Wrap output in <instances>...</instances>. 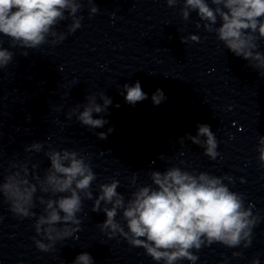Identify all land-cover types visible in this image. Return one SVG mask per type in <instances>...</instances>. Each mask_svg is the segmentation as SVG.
<instances>
[{"label": "clouds", "instance_id": "1", "mask_svg": "<svg viewBox=\"0 0 264 264\" xmlns=\"http://www.w3.org/2000/svg\"><path fill=\"white\" fill-rule=\"evenodd\" d=\"M86 2L91 18L99 8L95 0ZM165 2L173 9L180 5V16L185 21L195 12L200 21L197 28L202 24L206 32L215 34L225 49L247 61L245 66L260 70V75L264 76V52L260 51V42L264 41V0ZM83 6L82 0H0V69L13 60L15 54L10 48L38 49L44 44L54 47L62 43L82 27L83 16L78 13ZM69 20L66 31L57 30L61 22ZM5 37L7 48L4 47ZM189 41L200 43L201 37L196 34L180 37L182 44ZM21 55L27 57L28 51H22ZM120 94L133 106L148 99L139 81L131 85L125 83ZM166 99L159 88L151 96L154 106ZM85 101L75 104L65 114L66 119L75 117L89 129L104 128L110 123L104 116L110 115L111 97L100 92L87 94ZM114 106L119 108L120 104ZM228 110L231 111V106ZM94 114L100 118H94ZM196 128L195 135L186 133L177 142L183 148L185 142L190 141L203 150V155L215 161L220 155L216 133L208 124L198 122ZM113 131L114 128L109 127L107 132L96 135L105 140ZM45 143L47 141H33L24 147L25 153L43 152L50 161L43 176L37 172V164L29 167L26 158L10 161L7 174L0 179V202L6 203L15 217L35 218L36 235L32 239L41 252H55L58 241L78 239L76 234L81 231L82 223L79 214L84 210L85 200L93 202V213L105 214L104 221L98 225L102 233L109 239L119 236L131 247L143 248L156 264H180L184 260L196 264L199 260L196 253L217 243L227 248L247 249L252 245L253 229L264 219L259 211H252V205L245 206L242 193L229 188L236 183L231 175L189 171L191 165L180 160V166L150 171V183L145 185L137 184L138 173L134 172L129 178V187L134 190L126 197L118 191L121 185L117 179L96 183L97 173L93 171L90 155L71 149L57 150L51 144L45 149ZM256 151L259 167L264 168V136L258 137ZM158 158L165 159L163 153ZM239 180L245 183L243 177ZM37 203L42 208L40 214L33 211ZM3 219L0 215V223ZM242 256L243 251L232 253V258ZM72 264H94V259L90 253L81 252ZM222 264H228L227 257ZM251 264H260L259 258H253Z\"/></svg>", "mask_w": 264, "mask_h": 264}]
</instances>
